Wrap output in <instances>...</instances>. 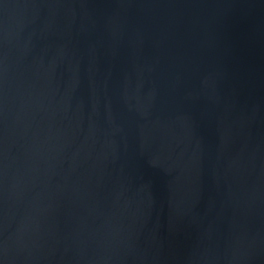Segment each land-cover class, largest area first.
I'll list each match as a JSON object with an SVG mask.
<instances>
[{
    "label": "water",
    "instance_id": "water-1",
    "mask_svg": "<svg viewBox=\"0 0 264 264\" xmlns=\"http://www.w3.org/2000/svg\"><path fill=\"white\" fill-rule=\"evenodd\" d=\"M0 264H264V0H0Z\"/></svg>",
    "mask_w": 264,
    "mask_h": 264
}]
</instances>
